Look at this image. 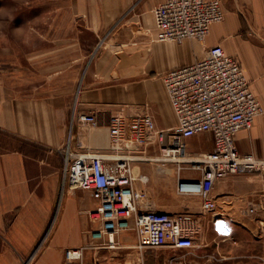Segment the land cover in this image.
Listing matches in <instances>:
<instances>
[{
	"label": "crops",
	"instance_id": "1",
	"mask_svg": "<svg viewBox=\"0 0 264 264\" xmlns=\"http://www.w3.org/2000/svg\"><path fill=\"white\" fill-rule=\"evenodd\" d=\"M72 1L78 16L95 24L96 31L108 20L107 10L117 13L126 4L119 0ZM161 1L145 0L143 6L152 10ZM221 1L225 18L213 23L203 40L192 39L187 43L157 40L146 53L140 51L124 57L114 70L105 73L92 69L71 114L68 95L24 94L15 88V79L0 77V264H24L33 256V264H107L116 259L119 249L136 244L135 232L131 235L128 230L117 236L118 250L89 248L81 259L66 260L65 250L84 244L86 230L95 225L88 212L95 207L96 200L90 191L71 192L70 187L63 186L61 147L71 136L74 151L110 156L109 125L115 113L131 115L147 111L154 116L158 128H176L177 118L161 72L191 63L203 56L208 47L222 43L227 53L240 62L251 89L264 107V0ZM83 113L93 114L96 120L81 121L78 116ZM185 142L187 154L192 157L212 152L215 147L211 131L187 137ZM236 144L240 152L264 156V112L255 118L251 128L238 132ZM144 152L136 154L135 170L149 177L147 183L160 210L175 213L177 208L180 214L195 217V221L200 219L199 214L211 213L202 209L200 196L178 192L175 162L166 163L169 176L158 172V146H150ZM184 170L183 178L200 177L199 171ZM239 175L215 183L212 190L218 205L215 212L240 210L243 194L263 187L259 175ZM240 178L242 183H237ZM170 180L178 193L193 197V201L172 210L173 206L165 202Z\"/></svg>",
	"mask_w": 264,
	"mask_h": 264
},
{
	"label": "built area",
	"instance_id": "2",
	"mask_svg": "<svg viewBox=\"0 0 264 264\" xmlns=\"http://www.w3.org/2000/svg\"><path fill=\"white\" fill-rule=\"evenodd\" d=\"M153 13L155 39L173 42L203 40L211 25L225 18L221 0H163L154 6ZM163 78L177 118L176 128H158L147 111L115 113L109 125L110 156L74 151L71 136L64 144L63 186L89 190L96 200L88 212L95 225L86 230L84 244L65 250L66 260L81 259L89 248L117 249V236L128 230H134L137 242L133 247L141 253L161 247L173 251L195 247V236L188 231L190 226L182 215L158 209L147 197L149 177L136 173V154L150 146L159 147L158 172L165 173L166 163L175 162L178 192L200 196L202 209L212 214L218 206L212 194L218 180L234 174L259 175L263 187L240 211L250 216L264 212V156L240 152L236 144L238 132L251 128L264 112L240 62L218 43L193 62L166 71ZM78 117L83 122L96 120L93 114ZM204 131L213 132L212 152L183 158L187 152L185 139ZM184 169L199 171L200 177L183 178Z\"/></svg>",
	"mask_w": 264,
	"mask_h": 264
},
{
	"label": "rangeland",
	"instance_id": "3",
	"mask_svg": "<svg viewBox=\"0 0 264 264\" xmlns=\"http://www.w3.org/2000/svg\"><path fill=\"white\" fill-rule=\"evenodd\" d=\"M122 1L126 2L124 8L117 13L107 10L108 20L96 31L95 24L78 16L72 0H0V77L15 79V88L24 94L68 95L70 114L73 113L92 69L105 73L114 70L124 57L146 53L157 41L153 31L154 7L145 9V0H119ZM74 141L77 144V138ZM22 144L24 147L25 142ZM62 145L61 149L65 146ZM169 171L167 168L161 175L169 176ZM236 180L242 183L241 178ZM169 182L165 202L173 206L172 210L193 201V197L178 193L174 182ZM147 188V197L153 199L150 183ZM257 192H245L240 202L244 205ZM175 211L171 213L180 215L179 209ZM181 215L193 230L194 248L173 251L161 247L141 253L135 247H123L117 249L116 259L107 264H264V212L252 216L239 209L224 214L201 213L198 221L191 215ZM129 232L134 234V230ZM26 261L33 264L34 256Z\"/></svg>",
	"mask_w": 264,
	"mask_h": 264
},
{
	"label": "bare ground",
	"instance_id": "4",
	"mask_svg": "<svg viewBox=\"0 0 264 264\" xmlns=\"http://www.w3.org/2000/svg\"><path fill=\"white\" fill-rule=\"evenodd\" d=\"M183 158H185V159H189V158H192V156L191 155H189V154H187V152L185 153V156L183 157ZM70 190H71V192H74V188H70ZM224 226V227H223ZM222 227L225 229V225H222ZM222 228V229H223ZM128 262H130V263H132L131 261H128Z\"/></svg>",
	"mask_w": 264,
	"mask_h": 264
}]
</instances>
